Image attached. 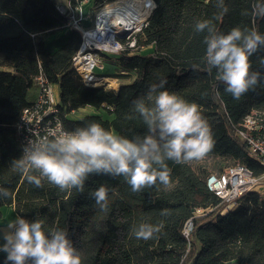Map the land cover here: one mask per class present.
<instances>
[{
	"label": "trees",
	"instance_id": "1",
	"mask_svg": "<svg viewBox=\"0 0 264 264\" xmlns=\"http://www.w3.org/2000/svg\"><path fill=\"white\" fill-rule=\"evenodd\" d=\"M90 1L93 12L114 0ZM152 1L147 25L136 36L137 47L151 51L100 54L102 69L109 68L97 75L123 82L117 89H106L85 86L73 70L71 61L81 37L66 26L55 8L57 0H0V188L10 193L7 198L0 196V217L2 207L12 206L17 216L43 220L46 234L53 229L66 231L85 264H264L262 189L248 191L225 214L218 207L195 215L197 209L214 208L219 201L206 191L210 174L200 166L193 168L194 160L166 161L169 183L174 185L169 193L161 192L159 182L133 192L124 177L102 174L90 175L82 192L62 191L46 179L36 187L12 168L11 162L21 155L14 125L32 102L28 91L42 74L57 90L65 130L95 121L130 140L147 132L133 111V101L146 95L150 85L166 80L164 88L196 103L211 128L214 143L204 158L227 159L232 162L227 167L243 165L254 176L263 173L235 135L246 115L264 113V47L249 57L250 73H260L261 80L234 99L225 92L216 70H208L203 59L206 32H197L195 24L211 20L224 34L239 27L264 36V15L254 8L264 0H223L227 12L217 0ZM85 108L94 113L70 117ZM102 185L109 189L107 211H101L91 195ZM163 210L168 215H161ZM188 220L192 228L186 238L182 230ZM140 223L159 226V231L149 239H138L133 229ZM4 261L5 254L0 253V264Z\"/></svg>",
	"mask_w": 264,
	"mask_h": 264
},
{
	"label": "clouds",
	"instance_id": "2",
	"mask_svg": "<svg viewBox=\"0 0 264 264\" xmlns=\"http://www.w3.org/2000/svg\"><path fill=\"white\" fill-rule=\"evenodd\" d=\"M217 6L227 12L223 0ZM264 15V4L254 5ZM197 32H206L203 57L208 70H216L225 92L239 99L261 80L258 72L250 73L249 57L264 47V36L257 31L231 29L219 32L211 20L197 21ZM166 80L150 85L143 97L133 101V111L142 118L147 132L128 139L100 123L90 121L85 127L65 130L56 122L46 135L29 138L19 158L11 162L14 171L23 174L36 187L46 179L60 190H84L90 175L122 176L133 192L152 187L157 182L167 186L170 169L166 161L186 163L203 159L213 147L211 128L196 103H189L164 86ZM131 118V117H129ZM109 189L100 186L91 193L101 211L108 210ZM9 191L0 188V196ZM161 215H168L163 210ZM43 220L16 216L0 229V253L4 264H81L80 253L61 229L43 230ZM159 226L140 223L133 229L138 239H149Z\"/></svg>",
	"mask_w": 264,
	"mask_h": 264
},
{
	"label": "built area",
	"instance_id": "3",
	"mask_svg": "<svg viewBox=\"0 0 264 264\" xmlns=\"http://www.w3.org/2000/svg\"><path fill=\"white\" fill-rule=\"evenodd\" d=\"M90 0H57L56 10L65 17L66 26L80 34V45L72 58V68L85 86L100 82L96 70L103 68L100 54L118 55L123 51L141 53L142 47L136 45V36L147 25V19L154 8L152 0H114L93 12H84ZM120 2L124 7L112 9ZM128 20L132 22L126 24ZM130 31L126 34V31ZM37 95L22 109L14 127L21 153L29 138H38L47 134L57 121L62 122L58 108V94L54 85L39 74L35 78ZM236 138L246 149L248 155L264 169V113L251 112L246 115ZM206 191L218 199V204L210 209H197L195 215H202L220 207V214L233 209L238 200L253 189L264 192V171L254 176L243 165L227 167L222 173L210 174L205 181ZM188 220L182 234L188 237L191 230Z\"/></svg>",
	"mask_w": 264,
	"mask_h": 264
},
{
	"label": "rangeland",
	"instance_id": "4",
	"mask_svg": "<svg viewBox=\"0 0 264 264\" xmlns=\"http://www.w3.org/2000/svg\"><path fill=\"white\" fill-rule=\"evenodd\" d=\"M91 6H92V4L90 1L84 7V9H85L84 12L85 13L90 12ZM150 51H151V47L146 48V49L144 48V49H142L141 54H147ZM110 56H114V55H110ZM100 58H101V56H100ZM101 60H103V59L101 58ZM103 61H102V63H103ZM103 65H104V63H103ZM104 67H106V68H104L102 70L97 69L96 74L103 73L106 70H108V68H109L107 66H104ZM100 78H105V77L101 76ZM102 80H104V79H102ZM102 80H100V82H97V83L100 84L99 86H102L106 89H117L118 86L121 83H123L122 81H119L116 79L113 80L112 78H109L110 81L108 83H104ZM97 83H95V84H97ZM95 84H93V85H95ZM93 85H91L89 87H94ZM96 87H98V86H96ZM36 95H37V89L32 88L28 91L27 99L29 101H32L36 97ZM90 113H94V111L92 109H85V110L78 111V112L71 114L70 117L72 119H79V118L83 117L84 115H87ZM99 113L102 115L103 118H108V116L104 112L100 111ZM231 164H232L231 161H229L227 159H221L218 157H206V158H203L200 160H194L191 163L193 168L197 169V167H199V166L204 168L206 173H207V176L211 173L220 172ZM173 187H174L173 183H169L167 186L163 185L161 188V192L169 193L173 189ZM261 192L263 193L262 197L264 198L263 189L261 190ZM15 217H16V214H15V212H13V210L10 207H8V206L2 207L1 208V217H0V229L5 227L7 222L10 220H13ZM0 243H2V241H0ZM81 264H85L84 256H82V258H81Z\"/></svg>",
	"mask_w": 264,
	"mask_h": 264
},
{
	"label": "bare ground",
	"instance_id": "5",
	"mask_svg": "<svg viewBox=\"0 0 264 264\" xmlns=\"http://www.w3.org/2000/svg\"><path fill=\"white\" fill-rule=\"evenodd\" d=\"M129 1H131V2H133V1H135V0H129ZM122 7H124L120 2H118V3H116V4H114L111 8L112 9H121ZM132 21L131 20H128L127 22H126V24H129V23H131ZM104 80H102L104 83H108L110 80H109V78L108 77H105V78H103ZM113 79V78H112ZM114 80V79H113ZM95 83H97V82H95ZM100 84H95V85H93L94 87H96V86H99Z\"/></svg>",
	"mask_w": 264,
	"mask_h": 264
},
{
	"label": "crops",
	"instance_id": "6",
	"mask_svg": "<svg viewBox=\"0 0 264 264\" xmlns=\"http://www.w3.org/2000/svg\"><path fill=\"white\" fill-rule=\"evenodd\" d=\"M85 10V9H84ZM34 100V99H33ZM32 100V101H33ZM85 109H88V108H85ZM85 109H82V110H85ZM82 110H79V111H82ZM75 113V112H74ZM73 114V113H72ZM8 207H10L12 210H13V212H14V209H13V207L12 206H8ZM17 216V215H16Z\"/></svg>",
	"mask_w": 264,
	"mask_h": 264
},
{
	"label": "water",
	"instance_id": "7",
	"mask_svg": "<svg viewBox=\"0 0 264 264\" xmlns=\"http://www.w3.org/2000/svg\"><path fill=\"white\" fill-rule=\"evenodd\" d=\"M130 31L128 30V31H126V34H128Z\"/></svg>",
	"mask_w": 264,
	"mask_h": 264
}]
</instances>
